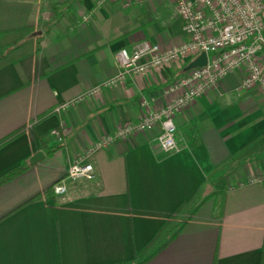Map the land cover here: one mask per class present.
Segmentation results:
<instances>
[{
  "label": "crops",
  "instance_id": "1",
  "mask_svg": "<svg viewBox=\"0 0 264 264\" xmlns=\"http://www.w3.org/2000/svg\"><path fill=\"white\" fill-rule=\"evenodd\" d=\"M186 41L175 0H0V141L24 129L0 148V176L27 165L0 186V264H264V94L242 88L244 69L175 114L178 150L163 152L155 128L88 154L142 118L143 96L164 106L189 64L89 95L117 75L118 51ZM39 137L62 149L47 156ZM79 158L92 180L27 203Z\"/></svg>",
  "mask_w": 264,
  "mask_h": 264
},
{
  "label": "built area",
  "instance_id": "2",
  "mask_svg": "<svg viewBox=\"0 0 264 264\" xmlns=\"http://www.w3.org/2000/svg\"><path fill=\"white\" fill-rule=\"evenodd\" d=\"M106 1L98 0V3L103 5ZM175 13L188 41L175 47L146 42L130 52L119 50L115 57L117 75L93 88L89 95L118 84L128 75L158 70L178 60L191 63L202 53L206 55V64L186 71L167 85L163 93L170 99L164 106L153 110L152 100L143 96L141 104L147 112L142 118L118 127L112 135L103 136L88 154L111 146L116 139L155 128L160 130L157 142L163 152L178 150L175 114L184 112L235 70H245L244 90L258 88L264 94V0H175ZM83 21H87V17H83ZM70 105L62 104L55 111H63ZM51 135L59 142L62 140L58 130H53ZM94 176L93 165L79 158L68 167L65 178L53 186V193L64 200L67 180L90 181Z\"/></svg>",
  "mask_w": 264,
  "mask_h": 264
},
{
  "label": "trees",
  "instance_id": "3",
  "mask_svg": "<svg viewBox=\"0 0 264 264\" xmlns=\"http://www.w3.org/2000/svg\"><path fill=\"white\" fill-rule=\"evenodd\" d=\"M24 129L19 130L13 134H11L10 136L6 137L5 139L0 141V148L2 146H4L5 144L11 142L12 140L16 139L17 137H19L21 134H23ZM40 140V145H41V149L46 153L47 156L53 155L55 153H57L59 150L62 149V146L59 145L57 147L54 148H48L46 146V144L42 141V137H39ZM27 169V165L26 163L21 164L19 167L14 168L10 171H8L7 173L3 174L2 176H0V186H2L3 184L11 181L12 179H14L15 177L21 175V173H23L25 170ZM59 182V181H57ZM55 182L53 185L49 186L48 188H46L41 194L37 195L36 197L32 198L29 202L27 203H32L34 201H37L39 199H44V200H48V199H55V195L53 193V186L57 183ZM197 210H195L196 212ZM194 212V213H195ZM183 225L180 226V228L178 230H176L172 236L170 237V239L168 240L167 244H169L171 241H173L182 231ZM163 229V228H162ZM157 237V236H156ZM156 239V238H155ZM154 240L147 245L140 253L145 252L146 250H148L150 248V246L153 244ZM166 246V245H165ZM164 247V246H163ZM162 249V248H161ZM139 253V255H140ZM153 256V255H152ZM151 256V257H152ZM150 257V258H151ZM144 263V262H143ZM142 264V263H141Z\"/></svg>",
  "mask_w": 264,
  "mask_h": 264
},
{
  "label": "water",
  "instance_id": "4",
  "mask_svg": "<svg viewBox=\"0 0 264 264\" xmlns=\"http://www.w3.org/2000/svg\"><path fill=\"white\" fill-rule=\"evenodd\" d=\"M206 60V55L204 53L200 54L193 62L188 64V66L186 67V71L204 66L206 64ZM43 157V153L38 152L37 154L31 157V159L29 160V164L33 166Z\"/></svg>",
  "mask_w": 264,
  "mask_h": 264
}]
</instances>
